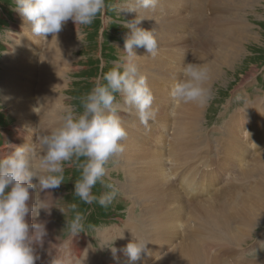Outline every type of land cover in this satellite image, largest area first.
<instances>
[{"label": "rangeland", "instance_id": "obj_1", "mask_svg": "<svg viewBox=\"0 0 264 264\" xmlns=\"http://www.w3.org/2000/svg\"><path fill=\"white\" fill-rule=\"evenodd\" d=\"M129 2L134 3V0H105V12L98 16L93 24L89 26H81L78 28V30H74V36H72L69 41L60 40L59 45L55 48H53V45H51L53 49H50L49 53H45V46H43L44 42L37 44V46H33V49L36 52L35 56L33 57V60H36L34 62L36 66L34 65L32 67V71L30 70V73H19L15 71L11 73L16 77L15 82L31 86L34 89V92H36L35 94L40 93L41 91H38L37 89L38 87H42V76L39 72L42 56L46 54L49 61V67L51 69H60L63 67V59H65L60 58V55L62 54L61 51L64 50L62 46L76 42L77 44L75 45V50L72 52L74 57L68 62L70 64V69H65L64 73H66L63 76V79H58L57 82L64 86V95L62 94L61 98L66 101L65 109L71 108L76 114L81 113L83 111L81 106V98L90 92L94 86V81L101 77L104 72H107L115 64L119 63L120 56H123L121 55L119 48L124 47L125 36L129 32V29L125 28L123 24L127 21H131L132 19H129V17L126 16L127 12H119V8L128 5ZM159 2L161 3L159 7H167L168 10L171 11L170 13H173L172 10L175 11L176 9H179L181 10L180 13L182 12L186 17L190 16V20L186 22L184 30L186 35L189 37V45L183 49L176 44V46L171 44L172 46L167 45V47L170 46L171 48L165 47L164 49L166 52V58H170L169 63H167V65L170 64V67H176L178 65L176 60L181 57L184 60L183 62L180 61L182 62V66H184L186 63L192 62V60H194V56L199 50L202 51V54L204 55L207 48L205 47L204 51V49H199V47L203 48L205 43L207 44V38L211 37L213 32H229L230 30L232 31V34L236 35L237 32L234 33V31H241L236 28L240 27V22L242 21L244 22L245 26H247V29L242 30L241 32L251 31V33L248 32L246 34H241L243 36L240 42V47L236 49L237 59L234 62H230L229 64L219 63V65L222 66L221 77L219 76L221 80L212 82L213 86L211 89L213 92V98L205 107H201V111L197 114V129H203L201 134L205 137L202 139V137L195 134L201 139V141H199V139L194 140L192 146H190L191 150L189 153L187 150H183L181 153L179 150L174 151L175 153H179L180 158L184 156L186 157L185 163H187L188 166H192L193 168L196 166L208 167L206 168V173L202 172L200 174L201 182L204 184V189L201 192H197L191 198L187 196L185 192L181 194V196L185 195L186 202L193 201L194 203L197 200L199 201L209 197L210 194H213L212 191H214V194H216L214 196L212 195L213 197L211 200L203 202L206 205H210L216 199L215 196L217 197L218 195L216 192L217 187L225 184L227 185L232 182L238 185L240 183L242 184L243 182L248 183V179L244 180L243 178L255 177L245 175V172L247 171L246 169H248L250 165L245 167L238 162H236L237 164L235 161L232 162L230 158L224 157V151L229 148L230 141H227L225 138L230 136V132H233L231 127H237L239 133L238 139H243L246 142V149L248 148V151L246 149L245 150L250 155L249 159L253 161V163L255 162L257 165V172L254 171L256 173L253 175L257 176L259 174L260 177V169L262 172L264 171V102L257 106L252 104L247 107L245 106L249 103V100H253V98L264 97V0H253L250 2V4H245V0H160ZM204 2L206 3L205 9H203ZM162 9L160 14L161 20L164 19V21L169 24L176 21ZM17 15L20 16L19 12L15 10L14 0H0V148H9L14 145L13 143L16 144L18 142V132L16 128V120L18 119V115L13 114V111H11L8 104H4L2 101L3 97L7 95L8 91L4 86H1L3 83L2 81H4L2 75H7L10 73L7 70V67H3L1 65V62H4L3 58H9L10 56L7 55L14 53L15 55L12 56L17 61L20 59L17 56L20 50L14 48L10 41V39H12L11 36H7V34L11 33L17 34L18 29H21L19 32L24 31V25H22L21 22L17 20ZM223 18L225 20H223ZM234 18L235 20L240 21L238 27L233 25ZM221 20H223V22H221ZM64 34V37L61 36L62 38H65L66 32ZM4 35H6V37L9 39H4ZM203 41H205V43H201ZM218 42L222 43L223 39L218 40ZM212 51L219 55L218 46L214 45ZM5 52L8 53L4 55ZM30 52L31 50L28 52H23L25 53L22 56L23 59H31L29 57L31 54ZM160 52H163V48L159 51V54H161ZM213 52L211 57L212 60L214 57ZM172 62L174 63L172 64ZM205 62L208 63L204 56L202 59L194 61V63L201 65L206 64ZM144 63V61H141L140 66H142ZM215 63L218 64V62ZM168 70L170 71L168 72V75L175 77L174 73L177 70ZM141 73L145 75V72L142 70ZM176 74L178 75V78L181 77L180 70ZM53 81L54 80H52V83ZM157 82L162 88L165 87V90H167L166 88H169L168 84L163 85L161 83L162 81ZM7 84L13 85V82L8 80ZM4 90L5 93H3ZM49 91L53 92L51 88H49ZM35 94L33 96H35ZM33 96H29V99L31 100ZM47 99L50 100L49 98H46V100ZM62 99L56 101L60 103L63 101ZM117 99L121 100V97L118 95ZM63 114L64 112L57 114L60 122H62V117L64 116ZM34 115L35 114H33V117ZM174 115L175 113L173 112L171 119H168V124L165 122L163 125L158 121L150 122L148 129H146L144 125L140 124V122L136 125V129L138 131L141 129L146 131L144 133V144L151 149H159L164 154V159L168 158L166 156L168 154L167 151L170 150V144L175 141L173 136L174 133L167 129V127L174 129ZM54 119L55 117L50 118L46 114L44 116L37 115V117L34 119L35 122L33 126H35L34 128H36L37 131L35 132L34 136L32 135L33 137L30 141L31 144H29L30 148L33 150V155L35 148L34 146L38 144V136L44 135L41 132L42 127L44 124L48 125V122ZM226 122H228V124ZM225 124L227 125L226 127H224ZM50 129L52 130V128ZM24 131L26 133L28 132L27 130H23V132ZM150 131L156 135H152ZM226 132H228L227 136L225 135ZM183 136L185 141H187L186 138H188V134L185 131L183 132ZM190 137L188 139H190ZM202 140H204L205 143H202ZM164 142L168 146H166L167 151H164L165 145H162ZM21 144H24L23 140H21ZM177 144L178 143L175 145ZM192 155L194 156L192 157ZM132 156V153H129L125 156H120L114 162H110L108 165V175L120 187L122 195L119 196L107 208L101 207L98 203L85 204L80 201V199L74 195V184L75 180L79 179L80 177V170L75 165L65 167V180L62 182L59 188L55 189V191L60 195L57 205L63 206L66 209V215H64L58 208H56V211L59 212L57 214L59 217L55 219L56 223L58 224L56 231L57 235L61 236V239L71 238L70 233L65 227L67 220H70L74 215V211L70 210V205L76 204L77 208L75 211H79L85 217V232H81L74 238L81 241L85 240L87 246L92 244L91 246L96 249L98 255L101 253L102 256H106L107 254L108 255L106 257L109 256V253L111 252L109 247L114 246L113 242L116 240V238L113 236L108 240V242H104L105 238L103 233L107 231L111 225H113L116 228L117 235H121L122 230L128 228V225L125 226V222H128L127 219H129L128 215L131 209L134 210L137 217L141 218L142 215V209L138 204V201L132 202L131 199L126 195V192L128 191L127 189L129 187L126 181V173L129 168V159ZM0 157H2L1 154ZM164 162L167 164V167H171L170 165H172V163H170V160L169 162ZM255 164H252L251 162V166ZM183 165L184 162L177 166L181 167L180 171L182 170V173L186 171L184 167L182 168ZM208 177L213 179H221L220 183L215 185L217 182L215 179V182L213 183L215 187L211 189L213 184L208 186ZM174 186L176 187V185ZM231 188L234 190L233 186ZM92 191L93 194L99 196L105 191V189L101 184L97 183ZM237 192L239 194V189ZM241 198L242 197L240 196L238 201H240ZM173 207L174 206H172V208ZM187 217L189 216L187 215ZM137 221L129 222L135 223ZM115 224H117V226H115ZM239 224V219L226 218L225 225L217 220H213L210 223V226L213 230L210 231V236H207V234L196 236L194 235V231L192 229V237L188 238V234H185L183 231H179V235H177V237L174 238L172 242L164 239L166 242H170V244L165 245L167 246L166 248L163 245L158 247L159 242H157L153 252H151V249L148 250L147 248V251L144 252L145 259L141 264H154L156 262H160L163 257H166L169 254V256L173 255V252L175 254L181 250H184V248L181 249L180 246H183V242L188 239L194 240L195 242L199 243V245L202 244V246L206 247L209 252L214 255L216 254L217 257L219 256L218 258L216 257V260H218L216 264H264V218H262L260 222L254 226L253 230L251 229V232H249V230L243 231L239 237H237V239L240 241L236 239L233 240V238L230 237L229 231L225 234L226 230H233ZM186 226L187 224L182 226L180 225L181 228H185ZM191 228H193V222ZM126 245H122V247L125 248ZM181 254L183 253L181 252ZM73 258H75V256ZM122 260L125 261V259ZM125 264H129V262Z\"/></svg>", "mask_w": 264, "mask_h": 264}, {"label": "bare ground", "instance_id": "obj_2", "mask_svg": "<svg viewBox=\"0 0 264 264\" xmlns=\"http://www.w3.org/2000/svg\"><path fill=\"white\" fill-rule=\"evenodd\" d=\"M252 1L253 0H245V4H250V2ZM128 4H132V3L129 2ZM203 4H204L203 9H205L206 3L204 2ZM159 5H161L160 2L158 3L155 9H149V10L138 9V11L141 16L147 17L141 22V27H143L146 30L154 31L158 39L159 51L163 48V52L162 53L160 52L161 54L158 53V57L156 56L154 58L149 56V54L145 51L144 48H138L136 49V52L137 55L139 56L137 57L138 60L137 64L140 68V71L142 70L145 72V76L147 77L148 83L155 96L154 107L158 109V115L156 121L162 123L163 125L165 122L168 124L173 112L175 113L174 129L171 127H167L169 131H172V133H174L173 136L175 141L173 142L171 140L173 143L170 144V150L168 151H167V147H168L167 144H165V142L164 144H162L165 145L164 151L168 152V154L166 155L168 158L164 159L165 156L159 149H151L144 144V133L146 131L143 129L138 131L136 129V125L139 123V120L138 117L135 115L134 110L131 113L130 112L120 113V117L128 131V136L126 140L123 141V143L126 146V149L121 156L128 155L129 153L133 154V156L129 159L130 160L128 162L129 168L126 173V178H127L126 181L129 186L128 189L126 188L128 190L126 192V195L128 198L131 199L132 202L138 201V204L141 206L142 209L141 218L137 217L135 215L134 210L131 209L128 215L129 219H127L128 222H125V226L128 225V228H125V230L121 229L122 230L121 235H117L116 228L113 225H111L110 228L103 233V236L105 238L104 242L106 241L108 242V240L111 239V237L113 236L116 238V240L113 243H114V247L118 249L115 256L112 254V252H110L109 256L106 257L108 254L106 256H102L101 253L100 255H98L96 249H94L93 246H91L92 244L87 246L85 240L81 241L79 239L72 237L69 239H61V236H58L56 231V229L58 228V224L56 223L55 219L59 217L57 215L59 212L56 211V207L52 208L51 215H48L44 210H41L39 218L34 217L30 213L29 216L27 217L29 223L35 222L37 219L39 221H44L46 222V227L48 230V235L45 238L43 247L42 248L37 247L36 249V254L39 256V259L36 261V264H53V260L56 257H64V256H67L71 259V264H79V262H81L83 259H84L83 264H125L127 262H129V264H141L145 259L144 252L141 253L140 258L137 261L132 262L129 260L128 256L123 251L124 248L122 247V245H126L131 240L134 239L133 233L138 235L142 239L148 241L149 243L147 245V248L148 250L151 249V252H153L155 250L157 242H159L158 247L162 245L165 246L167 244H170V242L168 243L165 240L167 239L172 242L173 239L176 238L177 235H179L178 234L179 231L180 232L183 231L185 232V234H188V238L192 237L191 236L192 229L194 231V235L196 236H200L201 234H207L208 236L210 234V231H213L210 226V223L213 220H217L223 225H225L226 218L240 220V224L237 227H235V229L233 230L228 229L225 232L226 234L229 231L230 237H232L233 240L234 239L238 240L237 237H239V235L243 231L249 230V232H251V229L253 230L254 226L258 224L262 218H264V171L262 172L260 169V177L259 174L257 176L253 175L254 173L257 172L256 171L257 165L255 164V162L253 163V161L249 159L250 155L247 152L248 148L246 149L247 146L246 142L243 139L241 140L238 139L239 133L236 126L231 127L233 129V132H230V136L225 138L227 141L229 140L230 141H229V148L228 149L226 148L227 150L224 151V157L230 158L232 162L234 161L235 163L238 162L239 164L244 165L245 167L247 165H250V167L246 169L247 171L245 172V175L255 176V177L243 178L244 180L248 179V183L243 182L242 184L240 183L238 185L232 182L227 185L225 184L217 187L216 192L218 195L217 197L215 196L216 199L212 204L209 203L210 205L208 204L206 205L203 202L210 201L211 198L216 194V193L214 194V191H212L213 194H210L209 197L201 199L199 201L197 200L194 203L193 201L186 202L185 195L181 196V194L185 192L186 195L191 198L197 192H201L204 189V184H202L201 182L200 174L202 172L206 173V168L208 167L196 166L193 168L192 166H188L187 163H185L186 157L184 156L180 158L179 153H175L174 151L179 150L181 153V151L187 150V152L189 153V151L191 150L190 146H192L193 141L196 139H199V141H201V139L198 138V136L202 137V139L205 136L201 134L203 129L202 130L199 129L200 131L197 129V114L201 111V107L191 103L174 104L172 102L170 91L174 83L180 79L178 78V75L176 73H178L179 70L183 67L181 63L184 60L182 57L178 58V60H176L178 62L177 63L178 65L176 67H170L169 66L170 64L167 65V63H169L170 61V58L168 59L166 58V52L164 50L165 47H167V45H171V44L172 45L176 44L182 47L183 49H185L184 47H187V45H189L188 43L189 37L188 35H186L184 30H185L186 22L190 20V16L186 17L185 15H183L182 12L180 13L181 10L179 9H176L175 11L172 10L173 13H170L171 11H169L167 7L165 6L159 7ZM161 9L164 10L168 15H170L176 21L171 22L169 24L166 23L164 19L161 20L160 19ZM136 15L137 13L135 12L132 13L127 12L126 14V16H128L129 19L132 20L135 19ZM17 17H18L17 20L21 22L22 25H24V31L19 32L21 29L20 30L18 29L17 34L11 33V34H7V36L8 35L11 36L12 39H10V41L13 44L14 48L20 50L17 56L22 60L18 59L19 61H17L12 56L15 54L10 53L9 55H7L10 57L3 58L4 62H1V65L3 67H7V70L10 72L7 75L6 74L2 75L4 81H2L3 83L1 84V86H4L8 91L7 95L3 97L2 101L4 102V104L6 103L8 104L11 111H13V114L18 115L17 116L18 119L16 120V128L18 132L19 143L18 142L16 144L13 143L14 144L13 146L25 145L26 147H30L29 144H31L30 143L31 138L34 136L35 132L37 131V129L34 128L35 126H33L35 122L34 119L37 117V115L44 116L46 114L50 118L55 117L54 120L48 122V125L44 124L42 130L40 129L42 134H48L51 131L50 128L54 129L61 124L60 120L57 117V114H61V112H64L65 114L66 101L61 98L62 94L64 95L63 93L64 86L57 81L58 79H63V76L66 73V72L64 73L65 69L68 68L70 69V64L68 62L71 61L74 57L72 52L73 50H75V45L77 43L73 42L72 44H68V45L66 44L62 46L64 50L61 51L62 54L60 55V58L61 59L65 58V59H63V67L60 69H51L49 67V61L46 54L42 56L39 66V72L40 75L42 76V80H41L42 87H38L37 90L41 91L38 94H35L36 92H34V89L31 86L15 82L16 77L14 74L11 73H13L14 71L19 73H24V72L30 73V70L35 65L34 62L36 61L33 60V57L35 56L36 53L35 50L33 49V46H37V44H41L44 42L43 46H45L44 48L45 53H49L50 49H53L59 45L60 40L69 41V39H71V37L74 36V32H75L74 30H78V28H80L81 26H77L75 23H73L72 20H69L65 24L67 27L64 25V27L60 31L61 33H58L54 37L50 35L47 38H40L32 35L30 25H28L23 20L21 15L20 16L17 15ZM223 20L225 19L223 18ZM223 20H221V22H223ZM233 22H234L233 25L238 27L240 21L235 20L234 18ZM236 29L241 31L246 30L247 26H245L244 22L242 21L240 22V27ZM241 31H234V33L237 32L236 35L232 34V31L230 30L229 32L228 31L213 32L211 34V37L207 38L208 40L207 44L205 43V41L201 42V43H205V46L203 48L199 47V49H204L205 47L207 49L206 51L204 49L205 51L204 55L202 54V51L199 50L197 54L194 56V60H192V63H194V61H198L202 59L203 56L206 59V61H208V63L205 62L206 64L203 65L208 66L211 71V79L208 82L210 88L213 86L212 82L221 80L220 77H221L222 66L219 65V63L229 64L232 61L234 62L237 59L236 49L240 47V42L242 40L243 35L241 34H246L248 32L251 33V31H243V32ZM65 32H66V36L65 38H62L64 37L63 34ZM3 37L4 39L8 38L6 37V35H4ZM221 39H223V42L222 43L218 42V40ZM3 45L6 46L5 44ZM51 45H53V48ZM214 45L218 46L219 55L212 51ZM169 47L170 46H168L167 48ZM29 49L31 50L30 52L31 54L29 55L31 59H23L22 56L23 54H25L23 52H28L30 51ZM122 50L123 47L119 48L121 55H125ZM212 52L214 54L213 60L211 59ZM6 53L8 52H5L4 55ZM141 61L145 62L144 64H142V66H140ZM215 62H218V64H216ZM173 63L174 62H172V64ZM168 69L177 70L174 73L175 77H171L168 75V72H170ZM8 80H10V82H13V85L7 84ZM52 80H54L53 83ZM157 81H162L161 83L163 85L168 84L169 88H166L167 90H165L164 89L165 87L162 88ZM49 88H51L53 92H50ZM3 93H5V90L3 91ZM34 94L35 96H33ZM29 96H33V98L30 100ZM46 98H49L50 100L48 99L46 100ZM59 99L60 100L62 99L63 101L58 103L56 100ZM263 102H264V97L253 98V100H249V103L246 104L245 106L247 107L251 104L257 106V105H261ZM44 104H49V105H44ZM31 105L34 107V111ZM33 114H35L34 117ZM226 123L228 124V122ZM226 126L227 125L225 124L224 127ZM23 130H27L29 133L28 132L26 133L25 131L23 132ZM184 131L188 134V138L191 135L190 139L186 138L187 141H185V138H183ZM228 132H226L225 134L226 136ZM151 134L156 135L155 133L152 132ZM195 134H197L198 136ZM21 140H23L24 144H21ZM203 142L204 140H202V143ZM176 143L178 144L175 145ZM34 147L35 148H34L33 161L34 163L38 164L41 156L40 146L39 144H37ZM12 151H14V147L0 148V154L2 155V157L11 154ZM193 156L194 155H192V157ZM163 160L168 162L170 160V163H172V165H170L171 167H167V164ZM183 162L184 165L182 166V168L184 167L186 171L182 173L181 172L182 170L180 171L181 167H177V166L181 165V163ZM251 162L252 164L255 165L251 166ZM215 179L208 177L207 180V184H209L208 186L212 185L215 182ZM216 180H217L216 182L217 184L215 183V185H218L221 179H216ZM174 185H176L177 188ZM215 185L213 184L211 189H213ZM232 186L234 187V190H232L231 188ZM238 189L240 195L237 192ZM59 196L60 195L55 191V189L45 190L43 192H39V190H37L36 192L31 191V199L29 203L34 204L36 201L43 200L48 203L58 204ZM240 196L242 198L240 201H238V198ZM172 206L174 207L172 208ZM187 215L189 217H187ZM129 221H137V222L130 223ZM192 222H193V228H191ZM186 224L187 226L185 228L180 227V225L182 226ZM115 226H117V224H115ZM65 245L67 246L65 247ZM166 247L167 246H165V248ZM180 248L181 249L184 248V250L180 249L181 251L179 250L180 252H177L175 254L173 252L172 253L173 255L169 256L170 255L169 254L166 257H163V259L160 260V262H156L154 264H216L218 261L216 260L217 257L216 254L215 256L214 254L209 252L206 247H203L202 244L199 245V243L195 242L192 239H188L184 241L183 246H180ZM181 252L183 254H181ZM74 256L75 258H73ZM121 258L125 259V261H123Z\"/></svg>", "mask_w": 264, "mask_h": 264}, {"label": "clouds", "instance_id": "obj_3", "mask_svg": "<svg viewBox=\"0 0 264 264\" xmlns=\"http://www.w3.org/2000/svg\"><path fill=\"white\" fill-rule=\"evenodd\" d=\"M158 3L159 0H134V3L119 8V12L137 13L135 19L123 24L129 29L122 50L125 55L97 78L90 92L81 98V113L66 109L58 127L38 136L41 152L38 164L33 161L32 149L25 145L11 146L14 151L0 157V264H36L39 259L36 249L43 247L48 230L46 222L37 219L29 223L27 217L31 213L39 218L41 210L51 215L53 207L66 215V209L43 200L29 203L31 191L59 188L65 180L66 166L75 165L80 170L74 195L83 203H98L107 208L122 195L120 187L108 175L109 163L126 149L123 141L128 131L120 113L134 110L146 129L158 115L154 93L136 62L138 48H144L153 58L159 53L154 31L140 27L147 17L138 11L155 9ZM14 5L30 25L32 35L40 38L56 36L69 20L77 26H89L106 9L105 0H14ZM180 73V79L170 91L172 102L205 107L213 98L208 83L210 68L189 62ZM118 95L122 101L117 99ZM97 183L105 189L99 196L92 191ZM76 208V204L70 205L74 215L65 227L72 238L85 232V217L75 211ZM133 236L123 251L134 262L147 251L149 242L134 233ZM109 248L115 256L118 249ZM83 260L79 264H83ZM53 264H71V259L56 257Z\"/></svg>", "mask_w": 264, "mask_h": 264}]
</instances>
